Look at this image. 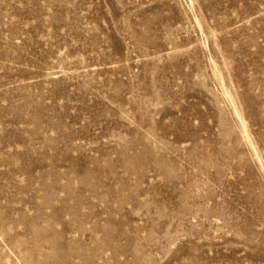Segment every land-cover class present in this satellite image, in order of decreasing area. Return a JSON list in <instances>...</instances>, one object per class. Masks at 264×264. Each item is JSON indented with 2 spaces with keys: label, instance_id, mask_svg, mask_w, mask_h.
<instances>
[{
  "label": "rangeland",
  "instance_id": "374dc122",
  "mask_svg": "<svg viewBox=\"0 0 264 264\" xmlns=\"http://www.w3.org/2000/svg\"><path fill=\"white\" fill-rule=\"evenodd\" d=\"M0 264H264V0H0Z\"/></svg>",
  "mask_w": 264,
  "mask_h": 264
}]
</instances>
